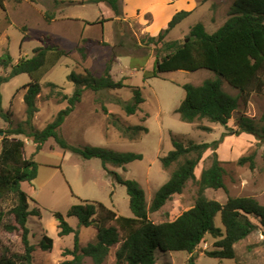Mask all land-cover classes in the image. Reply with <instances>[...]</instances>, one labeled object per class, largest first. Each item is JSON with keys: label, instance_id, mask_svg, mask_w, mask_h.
Segmentation results:
<instances>
[{"label": "rangeland", "instance_id": "obj_1", "mask_svg": "<svg viewBox=\"0 0 264 264\" xmlns=\"http://www.w3.org/2000/svg\"><path fill=\"white\" fill-rule=\"evenodd\" d=\"M238 0H181L171 3L167 0H121L120 19L108 3L96 0H3L0 5V58L9 53L13 65L21 58H31L34 51L44 44L41 40L51 37L64 50L71 52L63 58L43 79L42 94L37 99L39 112L34 125L45 129L67 107L57 92L50 97L48 83L64 88L65 94L72 95L74 84L69 76L75 72L84 74L89 70L95 77H101L106 67L111 65L113 79H124L133 87L142 91L145 103L135 115H127L116 104L122 99L130 102L133 91L105 90L98 93L87 91L83 101L59 130L60 136L77 148L86 146L102 147L122 153H138L142 160L134 161L125 168L109 166L105 170L99 159L86 160L70 150L60 147L55 139H50L37 153L32 139L12 136L25 142L27 159L39 164L38 177L31 183H23L22 189L29 195L30 210L39 209L41 218L30 217V241L36 247L34 264H61L72 257H65L67 249H73L74 236L61 238L58 234V221L54 213L67 215L75 205L85 201L103 203L118 216L132 217L130 199L126 187L120 185L111 172L118 173L126 180L137 181L146 194L148 205L157 191L169 180L171 171H165L160 158L173 150L171 136L184 141L212 143L222 139L217 153L226 170L224 177L227 190L206 191L210 200L223 204L229 197H254L264 205V144L259 145L256 138L249 134L236 135V120L241 116L257 121L264 114V92L253 93L245 102L240 92L223 81V89L239 99V108L228 123V128L213 124L207 120L189 124L182 122L175 110L186 96L183 88L186 84L199 86L206 80L215 79L208 70L197 72L177 71L153 77L156 64V48L149 42L168 27L171 14L176 11H190L191 16L178 25L166 37L167 41H187L191 28L203 23L209 33L218 30L229 18L231 7ZM178 11V12H179ZM53 16L48 22L46 15ZM173 18V17H172ZM86 39L87 44L82 43ZM87 47V58L82 60L77 47ZM119 57L122 66L114 65ZM11 68L0 67V77L9 75ZM31 78L27 74L19 75L2 85L3 109L13 113V128L26 120V104L23 87ZM106 108V111L104 110ZM118 120L126 126H144L148 129L138 140L122 138L121 133L112 125ZM10 124L0 115V155L4 131ZM201 127H210L204 131ZM213 151L209 150L198 165L195 173L200 178L202 171L211 165ZM255 155V168L248 164L239 165L243 157ZM198 185L189 182L181 195H176L160 211L150 213L156 224L177 219L191 209L196 202ZM16 197L10 195L0 199V259L4 255L22 251L18 233H9L5 225L14 223L10 210L16 204ZM68 223L79 228L74 217H67ZM216 225L223 227L221 217H216ZM257 223L256 220H254ZM114 224V223H113ZM44 235L53 239L55 245L51 251H42L39 247ZM81 245L86 246L97 239L94 227L80 228ZM216 240L207 235L196 251V264H264V231L257 229L246 240L236 245L237 261L213 259L206 256L215 250ZM119 245L111 249L104 264H114ZM186 252L161 253L156 256V264H186L189 259ZM84 264H94L90 258Z\"/></svg>", "mask_w": 264, "mask_h": 264}, {"label": "trees", "instance_id": "obj_2", "mask_svg": "<svg viewBox=\"0 0 264 264\" xmlns=\"http://www.w3.org/2000/svg\"><path fill=\"white\" fill-rule=\"evenodd\" d=\"M176 1L179 0H172V3ZM96 2L108 3L118 19L121 18V0ZM0 5L5 10L3 0H0ZM191 14L192 12L184 10L177 12L165 30L157 37H150L149 42L156 48L153 77L177 71L208 70L214 73L215 79L206 80L199 86H183L186 96L175 113L185 123L194 124L207 120L228 128L229 121L239 108V99L223 89V81L239 91L245 102L249 101L253 93L264 92V0H238L231 7L228 20L213 33H209L206 26L200 22L191 28L188 41H167L166 37L170 32ZM46 20L52 21L53 16L47 14ZM41 41L44 45L37 48L31 58H21L15 65L9 53L0 58V67L11 68L9 75L0 77V115L11 126L4 131L5 137L2 140L0 199L10 195L17 199L15 206L10 210L14 223L5 225V229L9 233H18L22 245L21 252L4 255L0 264H34L36 247L30 241L28 223L30 217H42L39 209L30 210V197L22 189L23 183H31L38 177L39 164L24 156L25 142L21 139H11L12 136L32 139L37 153L50 139H55L60 147L80 155L83 159L101 160L107 171L109 166L125 168L128 164L143 159V155L138 153H122L94 146L73 147L59 134L66 119L82 103L87 91L98 93L129 88L133 91L132 100L125 102L117 99L116 104L127 115H135L141 110L145 103L142 91L126 83L124 79H113L110 64L101 77H95L89 70L84 74L73 72L69 76V80L74 84L72 95L65 94L64 88L48 83L47 86L51 90L49 96L53 97L54 92L58 91L56 96L67 102V107L61 110L45 129L40 130L34 125L39 112L37 99L43 91L44 77L63 58L71 54L59 47L51 37ZM82 43L87 44L88 41L83 39ZM77 52L82 60L88 56L85 45L77 47ZM23 74L31 78L30 83L23 87L26 91L24 102L27 118L13 128V113L3 109L1 87ZM104 110L106 111V108ZM112 125L121 133L122 138L131 141L138 140L148 133L144 126H126L118 120H112ZM235 125L236 129L231 130L236 135L249 134L256 138L259 145L264 144V114L259 121L241 116ZM201 129L208 132L212 130L210 127ZM225 136L224 134L222 139L212 143H197L172 135L173 150L160 158L163 169L171 171V175L157 191L150 206L145 191L137 181L126 180L118 173L111 172L117 182L126 187L132 217L118 216L103 203L85 201L84 204L73 206L66 215L78 220L79 228L74 229L65 215L54 213L58 221L59 237L74 236L73 249L64 252L65 257L70 256L72 259L61 264H84L86 258H90L94 264H104L111 249L117 245L119 248L114 264H156L158 252H186L190 255L186 264H196V251L207 235L216 240L215 250L207 252V257L220 261H237L236 245L246 240L257 229L262 228L264 231V205L254 197H229L223 204L206 196L205 193L209 189L227 190L224 181L226 170L217 153ZM209 150L213 151L211 165L197 178L195 171ZM248 163L252 169L255 168V155L239 160V165ZM189 182L198 185L195 205L173 221L154 223L150 213L160 211L174 196L181 195ZM217 216L221 217L223 227L216 225ZM81 227H94L97 230L96 241L82 246ZM54 245V240L44 235L39 247L42 251H51Z\"/></svg>", "mask_w": 264, "mask_h": 264}, {"label": "crops", "instance_id": "obj_3", "mask_svg": "<svg viewBox=\"0 0 264 264\" xmlns=\"http://www.w3.org/2000/svg\"><path fill=\"white\" fill-rule=\"evenodd\" d=\"M167 1H170V2L172 3V0H167ZM180 1H181V0L176 1V2H173V4H174V3H177V2H180ZM178 11H179V10L174 11V12L171 14V16L169 17L168 21L171 20L172 17H173ZM114 65L122 66V64H121V62H120V59H119V57H117V56L115 57ZM25 93H26V92H25ZM25 93H24V95H25Z\"/></svg>", "mask_w": 264, "mask_h": 264}, {"label": "water", "instance_id": "obj_4", "mask_svg": "<svg viewBox=\"0 0 264 264\" xmlns=\"http://www.w3.org/2000/svg\"><path fill=\"white\" fill-rule=\"evenodd\" d=\"M188 41V40H187Z\"/></svg>", "mask_w": 264, "mask_h": 264}]
</instances>
